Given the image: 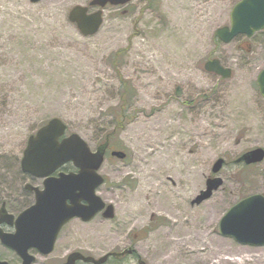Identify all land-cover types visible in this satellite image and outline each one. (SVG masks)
Returning <instances> with one entry per match:
<instances>
[{"label": "rangeland", "instance_id": "374dc122", "mask_svg": "<svg viewBox=\"0 0 264 264\" xmlns=\"http://www.w3.org/2000/svg\"><path fill=\"white\" fill-rule=\"evenodd\" d=\"M88 1L0 0V203H29L20 158L30 134L59 117L66 134L78 133L94 150L115 122L118 75L130 86L129 120L110 142L126 155L107 152L99 169L105 183L97 191L113 204V218L97 214L81 244H56L50 256L57 258L35 264L75 249L99 257L128 246L147 264H264V245L218 229L238 200L264 196V160L242 172L232 162L264 148V98L255 82L264 29L228 43L214 36L238 0H130L105 6L98 31L83 36L67 15ZM210 57L231 76L206 71ZM218 157L226 160L222 184L191 203ZM103 264L137 263L124 255Z\"/></svg>", "mask_w": 264, "mask_h": 264}, {"label": "water", "instance_id": "95a60500", "mask_svg": "<svg viewBox=\"0 0 264 264\" xmlns=\"http://www.w3.org/2000/svg\"><path fill=\"white\" fill-rule=\"evenodd\" d=\"M37 2L39 0H29ZM129 0H89V6L104 7L106 4L120 5ZM88 7L73 6L68 12V20L76 23L83 35H91L97 31L102 22V10L87 12ZM264 27V0H239L230 12V24L218 27L215 36L223 42H229L236 34L245 33L250 36L254 31ZM205 70L228 78L231 69L220 64L217 58H209L204 63ZM259 93L264 97V67L256 76ZM65 123L58 117L50 118L37 131L29 135L20 159V168L37 177L44 178V188L26 184L25 188L35 193V203L26 208L17 218L16 222L23 220L25 227L17 229L15 234L2 233L0 239L5 245L13 248L22 258L21 264H29L33 256L27 254V248L36 247L42 253H49L59 228L70 218L80 217L89 220L98 211L102 216L113 218V205L103 202L96 194V188L101 185L104 178L98 169L104 158L106 144L100 145L92 152L85 140L77 133L72 132L63 136ZM112 156L124 158L121 150H112ZM264 159V148L257 146L242 152L234 162H243L246 165L259 163ZM71 161L78 169L75 173L60 174L51 177L50 174L61 164ZM224 159L218 158L211 167L216 174L223 166ZM222 184L220 176L207 178L205 189L201 190L192 203H200L209 198L212 191ZM7 215L4 204L0 207V219ZM219 232L232 236L240 243L264 245V196L258 193L246 196L233 204L219 219ZM18 234V235H17ZM30 241L34 244H20ZM125 248L120 252H107L99 258L84 256L77 251L68 254L65 262L61 264H74L80 259L93 264L103 263L109 255L121 256L130 253ZM139 264H146L138 260ZM0 264H7L0 261Z\"/></svg>", "mask_w": 264, "mask_h": 264}, {"label": "flooded vegetation", "instance_id": "af4514ba", "mask_svg": "<svg viewBox=\"0 0 264 264\" xmlns=\"http://www.w3.org/2000/svg\"><path fill=\"white\" fill-rule=\"evenodd\" d=\"M77 170L78 169L73 165L72 162H66L63 165H61L60 167L56 168L51 173V177H58V175H60L61 173H65V174H67L69 172L75 173V172H77ZM22 173L28 177L26 183H30L33 186H36L38 188H44L43 178L33 176L29 173H24V172H22ZM24 190H26V189L24 188ZM26 191L28 192V196L30 197V200H29V203L24 205V206H17L16 205V206H14V208H10L9 202L2 201L0 203V206L2 203L5 204V208H6V212H7V215L0 219V230L3 233H7V234L16 233L17 229H23L25 227V223L23 220H20V222L19 221L16 222L17 217L26 207L30 206L35 201L34 192L29 191V190H26ZM94 218L95 217H92L91 219L86 220V221L79 218V217H72L71 219H69L59 229V231L55 237V240L53 242V244H54L53 249L48 254H44V253L39 252V250L35 247H29L27 249V252L29 255H32L34 257L33 260H31V262L29 264H35L38 257H43L44 261L46 259L49 260L48 257L54 252V250L56 248V244H81L83 242L84 236H89L90 234L92 235V231L89 228V226L92 224V221ZM25 243L26 244H34V243H30V241H24L22 243L20 241V244H25ZM5 244H7V243H5L4 241H2L0 239V245L3 247V251H4V254H2L0 256V260L7 262V264H21L22 259L19 256V254L15 250H13L11 247H9ZM75 250H78V249H75ZM78 251H81V250H78ZM68 253H66V254L64 253L62 255H59V256H61V258L56 259L55 262L49 261V263L44 262V264H61L62 262H64L67 259ZM82 253H84V252H82ZM84 254H86V253H84ZM126 255L132 256L136 260V262H138L139 255L137 254V252L134 248H132L131 252L127 253ZM57 256H58V254H54L50 257L51 258H54V257L57 258ZM82 263L83 262L80 260H75L74 264H82Z\"/></svg>", "mask_w": 264, "mask_h": 264}, {"label": "trees", "instance_id": "16d2710c", "mask_svg": "<svg viewBox=\"0 0 264 264\" xmlns=\"http://www.w3.org/2000/svg\"><path fill=\"white\" fill-rule=\"evenodd\" d=\"M151 1H154V0H151ZM116 71L117 73H119L118 69ZM118 78L120 81L121 91H120V96H119V103L116 107V114H114V121H115L113 123L114 127L112 126L111 129H109L106 133H104V135L102 136V139H104L106 135H108L109 138L116 135L118 130L121 128L122 123L129 120L128 112H127V104H128L130 86H129V83L124 78H122L120 75H118ZM252 166L254 165H250V166L240 165L239 169L242 172L244 170L249 169Z\"/></svg>", "mask_w": 264, "mask_h": 264}, {"label": "bare ground", "instance_id": "6f19581e", "mask_svg": "<svg viewBox=\"0 0 264 264\" xmlns=\"http://www.w3.org/2000/svg\"><path fill=\"white\" fill-rule=\"evenodd\" d=\"M200 232H196L195 235L199 234ZM202 233V232H201ZM208 240H209V243H211V245H214L216 243V238L215 237H212V236H209L208 237ZM242 251H239V252H233V254H239L241 253ZM211 254H214L212 251H210ZM202 257H204V255H202ZM217 257V256H216ZM227 258H224V257H217V263H223L224 261H226Z\"/></svg>", "mask_w": 264, "mask_h": 264}]
</instances>
